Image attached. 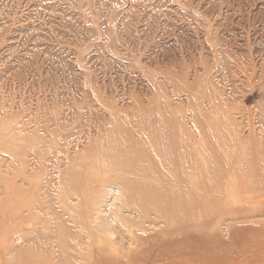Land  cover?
I'll return each instance as SVG.
<instances>
[{"label":"rangeland","instance_id":"obj_1","mask_svg":"<svg viewBox=\"0 0 264 264\" xmlns=\"http://www.w3.org/2000/svg\"><path fill=\"white\" fill-rule=\"evenodd\" d=\"M163 126L178 162L153 152L147 181L168 209L86 234L82 264H264V0H0L1 159L23 147L50 193L96 198L98 156Z\"/></svg>","mask_w":264,"mask_h":264},{"label":"bare ground","instance_id":"obj_2","mask_svg":"<svg viewBox=\"0 0 264 264\" xmlns=\"http://www.w3.org/2000/svg\"><path fill=\"white\" fill-rule=\"evenodd\" d=\"M163 127L153 137L156 142L151 145L150 151H145L140 146V149L130 147L127 142L129 147L121 151L119 149L113 154L106 152V157L103 153L98 156L103 172L114 180L105 183L103 188L101 184L96 198L93 194L84 198L83 190L70 182L66 186L65 182L60 184L50 193V182L39 183L38 178L34 179L35 175L29 172L27 153L23 147L14 149L5 160L0 158V264H82L87 257H94L91 253L86 255L82 252L86 234L96 230L114 234L120 225L128 221L124 220L125 214L144 220L148 211L168 209V201L161 200V195H164L161 187L147 181L157 174L155 167L158 164L150 159L153 152L161 155V166L165 170L160 174L170 171L171 164L177 165L178 162L176 155L172 157L175 153L172 152L174 144H171V137ZM149 134L150 137L155 136V131H150ZM24 139L13 134L10 144H24L27 142L26 139L22 142ZM115 141L120 146V138H115ZM111 143L114 144V140ZM178 157L186 161L187 152L184 150ZM120 162L135 164L137 181L120 178ZM139 179H143L145 183L139 185ZM115 199L121 201V207L113 204ZM68 201L77 202L86 208V211L81 208L82 217L77 212L78 218H75L73 209L70 210L71 214L66 212L64 205ZM99 251L103 253L102 248Z\"/></svg>","mask_w":264,"mask_h":264}]
</instances>
